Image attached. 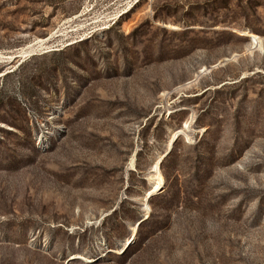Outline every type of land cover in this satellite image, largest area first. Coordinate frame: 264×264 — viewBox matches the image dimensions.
I'll return each instance as SVG.
<instances>
[{"label": "rangeland", "instance_id": "obj_1", "mask_svg": "<svg viewBox=\"0 0 264 264\" xmlns=\"http://www.w3.org/2000/svg\"><path fill=\"white\" fill-rule=\"evenodd\" d=\"M0 264H264V0H0Z\"/></svg>", "mask_w": 264, "mask_h": 264}, {"label": "bare ground", "instance_id": "obj_2", "mask_svg": "<svg viewBox=\"0 0 264 264\" xmlns=\"http://www.w3.org/2000/svg\"><path fill=\"white\" fill-rule=\"evenodd\" d=\"M246 36L249 37L250 39L254 40V42H255V40H256L255 35L247 33ZM23 54L25 55L26 52L24 51ZM158 164H159L158 162H157V164H155V170H157V171H158V169H157ZM161 182H162V179L159 176L158 177H152L153 190L149 192V195H152L151 193H153L154 191H156L160 187V185L162 184Z\"/></svg>", "mask_w": 264, "mask_h": 264}, {"label": "water", "instance_id": "obj_3", "mask_svg": "<svg viewBox=\"0 0 264 264\" xmlns=\"http://www.w3.org/2000/svg\"><path fill=\"white\" fill-rule=\"evenodd\" d=\"M172 146H173V144L171 145V147L170 148H172ZM127 247V246H126ZM126 247L123 249V250H125L126 249Z\"/></svg>", "mask_w": 264, "mask_h": 264}, {"label": "trees", "instance_id": "obj_4", "mask_svg": "<svg viewBox=\"0 0 264 264\" xmlns=\"http://www.w3.org/2000/svg\"><path fill=\"white\" fill-rule=\"evenodd\" d=\"M175 141H176V139H175ZM175 141L173 142V145H174Z\"/></svg>", "mask_w": 264, "mask_h": 264}]
</instances>
